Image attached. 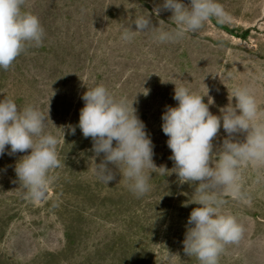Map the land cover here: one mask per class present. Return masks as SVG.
<instances>
[{"label":"rangeland","instance_id":"1","mask_svg":"<svg viewBox=\"0 0 264 264\" xmlns=\"http://www.w3.org/2000/svg\"><path fill=\"white\" fill-rule=\"evenodd\" d=\"M218 2L227 14L223 22L213 17L199 33L161 43L154 32L131 41L121 36L132 19L152 14L163 0H26L24 10L38 16L45 35L42 46L29 48L7 71L0 68V101L7 96L21 109L33 105L45 113L49 105L46 131L59 140L61 166L49 174L47 198L33 201L14 170L31 150L9 155L6 146L0 156V264H199L183 251L188 218L199 207L195 186L181 185L171 171L162 114L178 104L175 84L206 95L205 103L211 97L209 111L219 116L231 91L249 83L264 114V0ZM171 16L152 14V24L169 30L175 27ZM100 84L117 99L135 100L154 145V164L168 170L152 172L151 189L141 197L112 165L115 180L98 178L103 154L94 158L92 139L79 127L63 138L60 127L79 123L87 87ZM245 137L236 134L234 142ZM226 138L221 126L214 152ZM241 174L251 203L226 195L224 209L240 219L244 234L218 264H264V183H256L251 166Z\"/></svg>","mask_w":264,"mask_h":264},{"label":"clouds","instance_id":"2","mask_svg":"<svg viewBox=\"0 0 264 264\" xmlns=\"http://www.w3.org/2000/svg\"><path fill=\"white\" fill-rule=\"evenodd\" d=\"M25 4L26 0H0V68L5 71L29 48L42 46L44 28L37 15L24 10ZM163 11L172 13L170 19L175 27L164 30L153 26L151 15L159 17ZM152 14L132 19L124 27L121 39L131 41L137 33L154 32V38L161 43L178 42L187 33H199L211 18L223 22L227 15L218 0H190L189 5L181 0H163L153 8ZM143 94L147 95L148 90ZM205 96L175 84L173 99L178 104L166 106L161 119L172 153L169 159L174 162L171 171L176 173L181 185L195 186L193 203L199 205L188 218L183 251L188 257H195L199 264H218L226 247L238 244L245 230L240 219L224 209V197L229 195L251 203L243 189L244 167L251 166L256 171V183H264V119L261 118L264 114L252 83L235 87L219 116L209 111L213 100L209 97L205 103ZM81 99L84 107L80 110L79 123L60 127L63 138L66 133L74 135L79 127L85 138L92 139L94 158L103 154L95 169L99 179L107 184L115 180L116 172L109 167L112 165L137 197L147 194L151 189V173L159 170L163 174L168 170L154 164V145L133 107L135 100L129 104L126 98L117 99L103 84L87 87ZM48 120L49 105L45 113L33 105L21 109L7 96L0 101V156L9 145V155L31 150L16 163L14 170L19 184L33 201L47 198L49 174L61 166L57 152L59 140L46 131ZM221 126L228 138L214 152L212 142ZM236 134H246L244 141L234 142Z\"/></svg>","mask_w":264,"mask_h":264}]
</instances>
